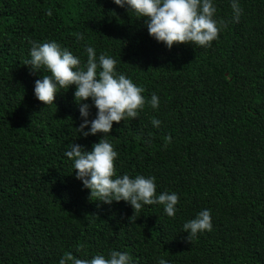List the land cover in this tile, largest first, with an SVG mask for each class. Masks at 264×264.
<instances>
[{
    "label": "trees",
    "instance_id": "obj_1",
    "mask_svg": "<svg viewBox=\"0 0 264 264\" xmlns=\"http://www.w3.org/2000/svg\"><path fill=\"white\" fill-rule=\"evenodd\" d=\"M238 3L236 22L232 0H213L226 26L210 47L168 48L149 35L146 18L114 0H0V264L114 250L133 264H264V0ZM51 41L81 67L86 46L97 61L115 59L116 72L145 90L138 117L84 137L75 85L52 105L39 101L35 81L50 73L25 62L33 43ZM152 94L158 108L147 103ZM82 103L95 119L92 99ZM102 137L118 153L117 176L154 177L157 194L178 195L174 217L163 205L134 213L123 200L90 198L65 153L73 143L90 151ZM205 209L213 229L189 241L183 225Z\"/></svg>",
    "mask_w": 264,
    "mask_h": 264
},
{
    "label": "clouds",
    "instance_id": "obj_2",
    "mask_svg": "<svg viewBox=\"0 0 264 264\" xmlns=\"http://www.w3.org/2000/svg\"><path fill=\"white\" fill-rule=\"evenodd\" d=\"M114 3L132 10L139 18H146L149 35L158 42H164L168 48L174 44L192 43L201 47H210L219 38V32L226 26L224 22L214 17L216 7L213 0H114ZM233 19L239 22L242 14L238 0H232ZM52 15L51 10L46 13ZM77 40H83L82 33H76ZM87 62L81 67V60L67 48H62L56 41L33 43L30 49L31 59L25 62L33 72L46 69L50 75H43L35 81L34 93L45 105H52L57 93L75 85V101L80 105L83 117L78 132L84 137L111 133L113 122L119 124L128 118H137L140 110L145 107L146 100L142 93L145 91L137 86L124 74L116 72L117 61L104 54L97 61L93 47L86 46ZM89 98L97 108L95 119L89 120V104L82 103ZM152 108L159 107V98L152 94L148 101ZM154 126L160 121L153 119ZM90 125L87 131L85 128ZM100 139L92 149L85 150L80 144L73 143L71 150L65 155L74 161L76 178L83 186L90 189V198L111 204L113 201H125L131 204L134 213L145 205H163L169 217L177 212L176 205L179 197L176 193L157 194L155 178L142 175L130 178L125 174L116 175L115 161L118 153L106 139ZM171 137H168L170 142ZM130 219V218H129ZM188 240L205 230L212 231L210 210L199 212L195 219L183 225ZM59 264H133L132 257L127 252L112 251L108 258L97 255L92 259H81L71 252L65 253ZM159 264H168L164 259Z\"/></svg>",
    "mask_w": 264,
    "mask_h": 264
}]
</instances>
